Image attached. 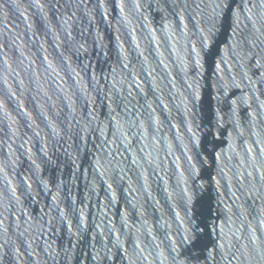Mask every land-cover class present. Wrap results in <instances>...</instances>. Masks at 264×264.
<instances>
[{
    "label": "water",
    "instance_id": "95a60500",
    "mask_svg": "<svg viewBox=\"0 0 264 264\" xmlns=\"http://www.w3.org/2000/svg\"><path fill=\"white\" fill-rule=\"evenodd\" d=\"M0 264H264V0H0Z\"/></svg>",
    "mask_w": 264,
    "mask_h": 264
}]
</instances>
